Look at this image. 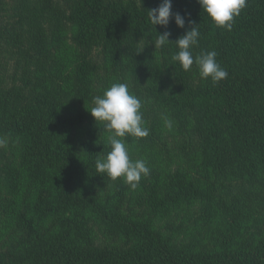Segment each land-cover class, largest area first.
<instances>
[{"label":"trees","instance_id":"obj_1","mask_svg":"<svg viewBox=\"0 0 264 264\" xmlns=\"http://www.w3.org/2000/svg\"><path fill=\"white\" fill-rule=\"evenodd\" d=\"M62 1L67 15L52 0L0 7V246L14 243L0 264H264V0H247L231 31L196 0H172L184 29L151 25L162 0ZM189 21L194 56L215 51L223 81L183 71L175 44L152 46L164 31L174 43ZM98 47L101 69L84 62ZM169 70L178 85L163 91ZM113 83L141 100L149 129L126 140L150 168L135 190L95 168L108 135L74 145L75 124H99L88 111ZM192 162L199 183L184 173Z\"/></svg>","mask_w":264,"mask_h":264},{"label":"clouds","instance_id":"obj_2","mask_svg":"<svg viewBox=\"0 0 264 264\" xmlns=\"http://www.w3.org/2000/svg\"><path fill=\"white\" fill-rule=\"evenodd\" d=\"M201 11L219 29L231 31L235 18L246 8L247 0H196ZM142 5V0H140ZM151 25L167 29L170 21H174L178 29L185 28V17L173 13L172 0H162L154 9L148 10ZM190 29L170 42V32L164 31L157 34V39L152 46L163 48L166 44H175L177 52L172 60L177 62L183 71H191L196 65L202 80L219 83L228 76V72L221 67L215 51H201L193 54V49L198 47L200 32L196 24L189 21ZM143 87V86H142ZM93 107L88 111L95 123L102 124L109 133L108 142L111 150L103 158L95 161L98 173L106 174L112 181L122 180L130 189L135 190L142 178H147L150 168L143 159L132 160L129 155L127 138L142 139L149 135L146 127L141 100L130 92L127 83H113L104 90L102 95L93 98ZM165 126L172 127V121L165 118ZM8 146V139L0 137V149Z\"/></svg>","mask_w":264,"mask_h":264},{"label":"rangeland","instance_id":"obj_3","mask_svg":"<svg viewBox=\"0 0 264 264\" xmlns=\"http://www.w3.org/2000/svg\"><path fill=\"white\" fill-rule=\"evenodd\" d=\"M15 1L16 0H2L1 1V4L2 5L0 7L3 8V9H7V7H10L11 8L12 5L15 3ZM52 1L56 3V7L57 8L60 7L58 11H62L63 13L65 12V14L67 13L66 12V6L64 4H62L63 3L62 0H52ZM144 1H146V0H142V5H143V2ZM118 2L121 3V4H126V3L129 4L130 3V4H133V5H141L140 4V0H118ZM145 3H147V2H145ZM2 21H3L2 26L3 25L6 26L7 20L3 17ZM9 21L12 23V19H10ZM2 26L0 25V27H2ZM145 32L151 35V32H149V30L145 29ZM151 36H153V35H151ZM145 38L146 37H143V39H145ZM100 51H101V48H99V47L96 48V49L92 48L91 55L88 56L89 51L88 50H85V52H86L85 53L86 61H84V62H86L87 64H89V65H91L93 67H95L96 69H101L103 67V65L101 63L102 56L99 53ZM193 69H194V65L192 66L191 71H193ZM177 71H178V68H177ZM191 71H187V72L190 74ZM161 79L163 81V82H161L162 90L163 91H168L169 89L175 88L178 85V82L177 81L179 79H178L177 74L174 71H171V70L167 71L166 73H164V76ZM187 81H188V79H187ZM100 84H101V87L103 89L106 87V83H105L104 80H100ZM188 85L190 86L189 88H191L192 84L191 83H188ZM177 92H178V90L176 89L174 93H177ZM79 109L81 110V112H79L80 115H79L78 119L81 117V115L89 116L85 112L84 109H81V108H79ZM71 114H72L71 115L72 116L71 117L72 119L76 118V113H71ZM75 125H76V128L74 129L75 132H73V140H74V145H76L77 147L79 145H81L84 140H88L92 136L93 137H98V138H95V141H96L97 139H100V140L101 139H104V138H102L103 137V134L109 135V133L105 130V128H104L103 125H101V124H95L94 125L93 123L91 124V122H89L88 120H84L82 124L77 123ZM95 126L96 127L99 126L97 130H94L95 129ZM101 127H102V129H100ZM78 128H80L79 131H78ZM90 129H92V130H90ZM101 132H103V133L100 134ZM95 144L96 143H94L93 145H95ZM106 144H107V147H110L109 142H108V139H107V143ZM97 146H95L94 148L96 149ZM130 158L132 159V157H130ZM194 165H195V162H192L189 166H188V164H186V167H185L186 171L184 173L187 174V175H188V172L189 173H192L191 178H193V180H194L193 182L194 183H199V178L197 176V172L198 171L200 172V169H197V165L196 166H194ZM192 167H194V168H192ZM173 173H174V169H173V167H171L168 170V175H173ZM108 179H109V177H108ZM109 181H112V180H109ZM146 201H147V198H145V200L142 202V204H146ZM193 207H195V206H192L191 208H193ZM195 210H196V208H193L191 210V212H194ZM199 229L201 231H203L202 230V227H199ZM12 244H14V243L12 241H9L6 245H1L0 246V249L1 248L2 249H5V250L6 249H9Z\"/></svg>","mask_w":264,"mask_h":264}]
</instances>
